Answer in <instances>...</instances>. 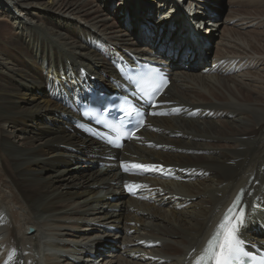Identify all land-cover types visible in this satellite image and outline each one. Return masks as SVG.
I'll list each match as a JSON object with an SVG mask.
<instances>
[{"label":"bare ground","instance_id":"bare-ground-1","mask_svg":"<svg viewBox=\"0 0 264 264\" xmlns=\"http://www.w3.org/2000/svg\"><path fill=\"white\" fill-rule=\"evenodd\" d=\"M121 1L0 0L7 16H15L11 8L17 9L16 20L19 14L25 15L22 28L32 25L28 23L31 15L44 20L39 27L33 24L27 41L15 33V24H9L18 37L12 39L18 42L14 48L23 46L31 58L47 51L41 63L35 58L29 73H5L2 79L0 71V97L4 85L9 97L21 88L16 98L23 105L19 112H11L15 102L9 98L8 106L0 109L3 123L20 127L18 132L23 134L18 151L0 123V264L7 256L11 257L7 264H193L237 193L244 205L258 181H264V55L252 53L244 44H233L232 36L225 34L224 28L237 22L235 16L223 18L225 0L190 1L195 6L204 3L214 14L216 29L196 43L174 31L166 44L175 54L170 58L157 50L164 37L156 33L173 17L171 10L167 12L168 3L131 0L135 7L128 11L123 9L127 3L120 6ZM227 2L228 9L232 0ZM156 16L161 19L157 21ZM8 50L4 53L9 54ZM60 57L68 61L66 74L44 67L43 62L48 60L51 66L52 58ZM121 57L172 64L171 86L160 100L167 103L165 109L179 112L151 121L142 140L150 142L149 147L130 145L119 152L81 133L74 100L92 87L115 88L118 77L110 64L116 67ZM55 69L61 71L58 64ZM71 70L72 78L68 75ZM42 72L57 75L62 84L55 87L42 81ZM34 94L39 98L33 101L42 100L35 105L31 104ZM45 114L54 119L39 120ZM37 141L43 142L36 146ZM156 145L160 149L155 151ZM131 147L136 155L130 153ZM107 152L114 153L113 165L106 166ZM122 160L172 173L173 178L183 180L180 185L187 195L195 189V183H187L192 177L204 176L219 185L226 181L227 185L210 189L195 220L181 218L174 210L167 218L159 204L173 205L175 198L186 201L187 197L165 193L158 185L142 181L157 191L155 200L145 203V212L138 210L121 186L126 176L117 165ZM84 162V167L71 168ZM101 205L107 210L102 211ZM197 205L199 202L193 204ZM249 224L246 231L244 226L240 228L243 240L264 242L254 220ZM138 243L142 244L134 245Z\"/></svg>","mask_w":264,"mask_h":264},{"label":"rangeland","instance_id":"rangeland-1","mask_svg":"<svg viewBox=\"0 0 264 264\" xmlns=\"http://www.w3.org/2000/svg\"><path fill=\"white\" fill-rule=\"evenodd\" d=\"M227 1L228 0H225V2H226L225 3V10L221 14L223 15V18L226 16H228V17L235 16V19L237 20V22H236L235 26L231 25V26L224 28L225 34L227 36H230V37L232 36L231 39H232L233 44H234V42L244 44L246 47H248L251 50L252 53H254V54L255 53L261 54L262 53V55H264V0H232L231 6L228 9H227V3H228ZM116 2H118V1H116ZM147 3H150V2L147 1ZM11 10L15 11V16H11V15L7 16L6 15L7 12L5 10H3L0 6V18L4 19V21L2 19H1L2 21H0V71H2V73H3L2 79H4L6 77L5 73H7L8 76H13V74H18V72H20V71H22L23 73H29V72L33 71V64H34L35 58L38 57V62L41 63L42 59H43L42 56L45 55V57H46V55H47V51H45V52L40 51V52H38L39 54L37 56L32 55V58H31V54L29 53V50H23L24 49L23 46L14 48L18 42L15 44L12 39H17L18 37L13 36L14 33L12 31V27L9 26V24H15L16 25V29L14 28L15 33L18 32V34H20L23 37V40L27 41L29 39V37H27V35L29 34L31 27L33 28L34 25L40 26L44 20H38V19H36V17H34V15L33 16L31 15L28 18V20H29L28 23H32V25L31 26L24 25L26 27L22 28L21 22H24L25 15L23 13L19 14L20 18L16 20L17 9L14 10L11 8ZM17 14H18V12H17ZM161 15L163 16V14H161ZM156 19H157V21H159L161 19V17L156 16ZM5 22H8V23L6 24ZM29 27H30V29H29ZM40 31L45 32L44 29H42ZM22 32H23V34H22ZM251 32H253V34H251ZM5 43L6 44L8 43V46H5L4 45ZM6 49H9L8 50L10 52L9 54L4 53ZM234 50L235 49H233L232 51H234ZM72 59L75 60V58H72ZM52 60L53 61H52L51 66H50V61H48V60L43 62L44 67L46 69H48V68L50 69L52 67L51 71L54 70L55 72H61V73L66 74V71H67L66 70V63L68 61H66L65 57H60V59L52 58ZM62 62H64V64H62ZM56 64H58V68L61 71L55 69ZM14 65H16L15 69H17L19 71H16L14 69ZM110 67L112 68V71H113L112 73L115 74V69H116L115 65L110 64ZM68 75H70L72 78L73 71L71 70ZM49 76L50 75L45 73V72H42L40 74L42 81L51 80ZM56 76L57 75H55L54 78ZM47 82L49 84H51V86H52L53 82L52 83L49 81H47ZM4 86H5V88L4 87L3 88L6 90L3 91V96L0 97V109L2 108V106H5V105L8 106L7 101H9V98H11V100L15 103L13 104L14 106L10 107L9 111H11V112L16 111V113L19 112V107H22L23 105H20L18 103V99L16 98V96H17V93L18 94L21 93V91H20L21 88L19 89L18 92H17V89H14L15 92H13L11 94V97H9L8 93L5 92L8 90V88L6 85H4ZM1 89L2 88H0V90ZM34 97L39 98V95L34 94L32 100H31V104L35 105L37 101H42L40 99H36L33 101ZM43 98L46 100H49V96H47L45 94H43ZM37 105H40V104H37ZM63 107H64V105H63ZM75 110H76V107H75ZM0 115H2V114L0 113ZM42 115H40L41 119H39V120H43V119L50 120L49 118H52V120L54 119V117H52V114H48V115L45 114L44 116H42ZM9 119H12V116H10ZM1 120L2 119L0 118V123L6 122L4 120H2V121ZM3 125H4L3 127H4L5 133L10 136V138L14 142V145L17 147L18 151H20L21 150L20 149V146H21L20 142L22 140L21 137L23 136V134L18 132L20 127L17 126L14 129L12 127V125L9 123H3ZM26 135L29 137L32 136L30 133H27ZM40 142L42 143L43 141H39V142L37 141L36 146L38 144H41ZM192 156H194V155H192ZM77 165H82V167H84L85 162L72 164L71 168L73 167L72 169H75ZM102 169H104L103 166H102ZM29 178H33V176H29ZM192 179L188 183L190 185L191 184L193 185L195 183L193 185L195 189H192V191H191L192 194H190V195H187L185 188L182 185H180L182 180H179V179L178 180L174 179L170 182H164L165 186L161 185L159 183L155 184L153 182H150V183H153L154 185H158L160 188H162L163 192H165V193H169V194H173V195L177 194L178 196L187 197L186 201L181 200L180 198H177L176 200L174 199V201H172L173 205H168V204L165 205L166 202L159 204V208L161 210V213H163V214L165 213L166 215L165 214L164 215L167 216V218L170 217V215H169L170 210H174V211L178 212L177 214L181 218L182 217L187 218L189 221L195 220L197 217H199L197 212L201 211V208L205 207V205H206L205 201H207V199L210 197V192H211L210 189H212L214 191L218 187L224 188L227 185L226 181L222 182V184L219 185L217 183H214V181L211 180L210 178H208V179L202 178V179H199V181H198V179L197 180L196 179L192 180ZM96 190H99V189H96ZM106 190H107V187L104 189H101V191H106ZM198 191H200L202 193L205 192V193L204 194H198ZM253 194H255L254 200H249L247 202L248 211H247L246 217H247L248 221H249V219L258 221L259 224H256V226H257V229L259 230L260 227L264 228V181L263 182H261L260 180L258 181V183L256 184V188L253 190ZM165 197H167V195ZM134 202L136 203L138 210L144 211L146 209V207L144 205L145 203L144 204L141 203V205H138L135 200H134ZM198 202H199V206L198 205L193 206L194 203L196 205ZM101 207L103 208L102 211L107 210V206L101 205ZM185 215H187V217ZM176 218H178V217H176ZM188 224L190 225V222H187V225ZM172 225L174 227H178V224L175 223L174 221H172ZM250 226H251V224L248 223L247 227L249 228Z\"/></svg>","mask_w":264,"mask_h":264},{"label":"snow or ice","instance_id":"snow-or-ice-1","mask_svg":"<svg viewBox=\"0 0 264 264\" xmlns=\"http://www.w3.org/2000/svg\"><path fill=\"white\" fill-rule=\"evenodd\" d=\"M131 167L139 169L145 166L134 164ZM245 216L242 196L238 194L224 212L203 248L194 257L193 264H243V258L249 257L244 247L245 241L240 235ZM193 251L195 252V249ZM260 264H264V258L261 259Z\"/></svg>","mask_w":264,"mask_h":264}]
</instances>
